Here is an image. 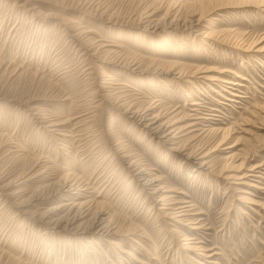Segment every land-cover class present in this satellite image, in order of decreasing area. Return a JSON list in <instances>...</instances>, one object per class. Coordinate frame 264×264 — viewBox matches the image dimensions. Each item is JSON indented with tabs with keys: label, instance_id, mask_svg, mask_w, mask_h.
<instances>
[{
	"label": "rangeland",
	"instance_id": "obj_1",
	"mask_svg": "<svg viewBox=\"0 0 264 264\" xmlns=\"http://www.w3.org/2000/svg\"><path fill=\"white\" fill-rule=\"evenodd\" d=\"M195 1L0 0V264L264 263V55L242 50L245 43L264 45L256 41L264 38V0H218L193 33L145 36L130 25L145 8L156 10L154 20L168 6L187 17ZM123 62H137L140 72L121 68ZM180 69L193 77L175 79ZM217 80L237 85L219 88ZM118 99L176 110L170 116L190 113L197 107L188 104L197 103L213 128L232 129L228 145L239 139L229 149L240 156L234 165L247 158L261 169L247 185L210 174L196 181L184 166L165 160L168 146L141 137L117 109ZM118 150L142 160L161 185L191 202L202 228L171 226L149 211L147 190L128 182ZM226 152L214 153L219 164ZM64 177L84 190L81 196L58 199ZM66 201L86 202L91 214L105 212L118 234L103 240L47 229L44 212ZM189 245L211 250L198 251L202 256L217 255L183 249Z\"/></svg>",
	"mask_w": 264,
	"mask_h": 264
},
{
	"label": "bare ground",
	"instance_id": "obj_2",
	"mask_svg": "<svg viewBox=\"0 0 264 264\" xmlns=\"http://www.w3.org/2000/svg\"><path fill=\"white\" fill-rule=\"evenodd\" d=\"M217 1L218 0H197L195 1L194 4H192L191 7V8L195 7L194 8L195 10L193 9V11L191 10L188 13L186 12L187 17L183 16V18H181L178 15L179 10L176 11V8L173 7L174 8L173 9L170 6H168L164 13V17L160 20H154L156 10L155 9L150 10V8H145L144 11H141V14L139 13V15H137V17L131 21L130 25H132V22H134L135 29H137L139 32H142L145 36H149V35L159 36L160 33H171V32L193 33L198 31L199 28L204 27L202 23L204 21V17L207 16L216 7ZM259 3L260 6L264 7V3L261 2ZM174 10H175L174 12L175 15L172 18L173 15L172 13ZM99 17L100 16H98V19ZM212 21H209L207 25H211V23H213ZM118 23L112 22L108 24L120 27L121 25H119ZM203 34H204L203 38L208 39L209 37L212 36L213 31H210V33L208 34H206V32ZM256 41L260 43L264 41V38L262 39L260 38ZM253 43H250L249 46L248 43H245L243 46L241 44V46L243 47L242 50L246 52L251 51L256 56L264 55V45L260 47H253L256 45V44L252 45ZM97 47H99L98 48L99 50L97 49V53L98 54L103 53V51L100 52V50L104 48V45L103 46L98 45ZM107 53L109 52L104 51V54L107 55ZM121 64H123L121 65L122 66L121 68L129 70V72L133 74H138L140 72L139 70L137 71V69H139L141 66L137 62L134 63V65L132 66H129L124 62ZM158 70H156V72H158ZM171 71L172 69L166 73H162L160 71L161 73L159 75L168 76L171 75ZM176 75L177 78L175 79H181V80L184 77H193V74L190 76L184 74V71H182V69H180L176 73ZM218 82L219 83L217 84L219 85H216V87L219 88H221L222 84H228L234 86L237 85L236 83L223 81V80H220ZM208 88L210 89L211 87L208 86ZM210 90L214 91L212 88ZM185 96L187 97V95ZM184 103H185L184 105L187 106L186 102ZM115 105L117 106V109L123 110L124 116L127 119H129L134 126H137L136 129L140 134H142L141 137H147L146 140L149 142L156 140L157 141L156 145L157 146L159 145L162 148L168 146V148H166L167 150L164 151L167 152L165 156V160L168 161V159L170 158L169 161L175 163L177 167L181 168L184 166L185 167L184 170H186L189 174L192 173L191 175L193 179L196 181H200L203 178L207 179L206 175L210 174V175H216L218 178L222 177L224 180H226V182H230L228 185H232L233 183L238 185H247L246 180H248L251 177L252 178L256 177V174H258V169L259 170L261 169L260 166H256V165L251 166L248 163L249 159L247 158H243L242 162H240L238 165H234V161H235L234 159H236L239 156V154L232 153L231 150L229 149L236 147L238 145L239 139H236V141L233 144L228 145L227 144L228 139L232 138L231 137L232 129L213 128L212 123H210L212 117H208L209 115L206 113L202 114L201 111L204 110L200 108L201 106L197 103L191 102L188 104V106L197 107L195 109L189 110L190 113L188 112L182 113L179 111L176 112L173 116L170 115L173 114L176 110H172L169 113H167L168 111H166V113H163L164 112L163 110H157L158 109L157 105L156 106L148 105L142 108L140 106H134L132 105V103H127L119 99L115 103ZM208 112H215V110H209ZM88 121L89 120H87L86 118H83L81 122H88ZM206 123L208 124L204 125ZM217 123H221V122H217ZM59 125L62 124H57L56 126ZM216 141L217 143L211 146V144ZM221 146H225V147L221 148ZM119 151L120 150L116 151V158L119 159V164L122 165V168L126 164L125 168L123 169L126 179L127 180L129 179L128 182L134 183V186L135 184L138 185L140 187V192L142 191L145 192L147 190L145 198L149 199L152 202V206H150L151 208L149 207V211L151 209H155L156 216L157 217L159 216L161 219H167V221L171 223V226L180 224L186 226L189 225L192 228H194V230H199L202 228L200 220L193 219V215H201V212H198L196 214L191 213L192 211H194L191 202H188L184 199H180L176 195H173V193H177V191H175L172 188L170 189L167 185L165 184L161 185L158 177L152 174V170L149 168V165H145L141 163L142 160L141 161L137 159L135 160L133 158L134 156H131L128 152L122 151V153H119ZM216 151L219 152L228 151L226 153H229V155L224 160H221V163L219 164L218 160L220 159L217 160L216 157L213 156L214 153H216ZM245 160L247 161L246 169L244 168ZM179 171L181 170L179 169ZM39 175H41L39 177H42V173ZM260 175L262 174L260 173ZM64 178L66 180V177ZM65 180L63 179V181ZM67 182L68 181L66 180L63 183L64 185L61 183L63 186L60 187V189L58 188L59 189L58 192L55 191L56 193H58L57 194L59 196L58 199L64 198L65 200L66 198L67 201H70V200H74L75 197L81 196L82 194L81 192L84 190H81V188L79 187L75 188L74 185H70ZM131 183L128 184L130 185ZM229 187L230 189L236 190L231 186ZM238 200L252 205L255 204L254 202L249 201L250 199L243 197L239 198ZM67 201L55 205L54 207L51 206L52 208L44 212V215L42 217L45 218L46 221L45 224L47 229L49 228L51 231L60 230L63 233L66 232L68 234L77 235V236H85L90 234L103 238V240L105 238L108 239L110 238V236H115L118 234V228L114 226L112 217L107 216L105 212L99 211L94 214H91L90 206L88 205L89 207L86 208V202L76 203L73 201L71 202H67ZM66 209H67L66 213L64 212L65 215L60 214L61 216H57L54 218L51 217L52 215L57 214L59 212H63ZM190 214L192 216H189ZM175 231L176 230L174 229L170 230V234L172 235L174 234L176 235L177 238H180L181 235H178L179 233ZM188 240L189 239L186 238L185 236L180 241H188ZM182 243H183L182 245H187L186 244L187 242H182ZM183 249L196 252L197 255L200 256L202 255L199 254L198 251H203V252L211 251V250L201 249L200 247L197 248L196 245L184 246ZM215 255L217 254L209 253L202 257L209 258V257H214ZM208 263L216 264V262L212 260L208 261Z\"/></svg>",
	"mask_w": 264,
	"mask_h": 264
}]
</instances>
